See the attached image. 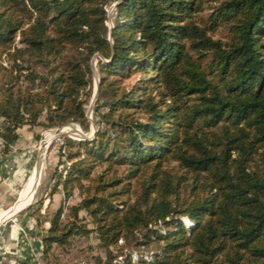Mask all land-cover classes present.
Returning a JSON list of instances; mask_svg holds the SVG:
<instances>
[{
  "label": "trees",
  "instance_id": "16d2710c",
  "mask_svg": "<svg viewBox=\"0 0 264 264\" xmlns=\"http://www.w3.org/2000/svg\"><path fill=\"white\" fill-rule=\"evenodd\" d=\"M95 56V133L25 210L45 263L95 234V264H264V0H0V164L23 127L90 131Z\"/></svg>",
  "mask_w": 264,
  "mask_h": 264
},
{
  "label": "rangeland",
  "instance_id": "374dc122",
  "mask_svg": "<svg viewBox=\"0 0 264 264\" xmlns=\"http://www.w3.org/2000/svg\"><path fill=\"white\" fill-rule=\"evenodd\" d=\"M114 4L110 5L107 11V25L112 27V17L114 13ZM97 58L93 59L92 63L96 66ZM4 63V61H3ZM96 72V69H95ZM97 74L95 76L94 73V81H93V93L91 99L86 107V113L88 119L93 124V107L95 102L93 100L95 93V84L97 81ZM3 119H0V129L3 126ZM73 125L74 128L72 132L76 134V136H69L68 134L61 135H49L51 131H61L64 127H69ZM64 126L62 128L56 129H43L40 127H34L33 129H29L28 127H23L19 136L20 139L18 143L15 145L12 150L11 157H9L8 161L3 164L1 171L3 174H0V213L4 210L11 208L15 202L17 201L19 195L22 192V189L26 186L29 177L34 172L36 165L38 163L39 153L44 142H47L45 147V160H44V170L42 172V177L40 180L39 190L37 192L36 198L27 208L33 206L34 209L38 207V203L43 201V205L48 204V193L52 187L51 174L53 173L57 162H58V147L61 139L63 137H69L72 139L79 140L77 138L80 134L82 135V139H91L93 137V129L90 127V131L85 133L80 129L79 126L75 124H71ZM38 135V139L36 140L35 136ZM52 139V140H51ZM50 142V144H48ZM55 199V198H54ZM57 199V198H56ZM53 204L56 201H53ZM73 203V201H71ZM24 208L23 210L17 212L10 218L3 221L0 225V257L4 256V252L8 251L10 243V236L13 230H16L18 233L23 231L24 226H21L20 223L22 218L29 213H26ZM50 208V207H49ZM53 208V207H52ZM184 223L188 226L189 221L186 218L182 219ZM67 250L65 253L60 254V262L61 264H95V258L106 259L105 253L98 248V243L96 240V235L91 234L86 238L74 239L69 246H66ZM113 255L116 254V248L112 250Z\"/></svg>",
  "mask_w": 264,
  "mask_h": 264
},
{
  "label": "crops",
  "instance_id": "0c3cea01",
  "mask_svg": "<svg viewBox=\"0 0 264 264\" xmlns=\"http://www.w3.org/2000/svg\"><path fill=\"white\" fill-rule=\"evenodd\" d=\"M19 139L20 136L18 138V141ZM18 141L16 142V144L18 143ZM14 147L12 148V150L14 149ZM1 149H2V140L0 139V153H1ZM12 150L9 157H11V154L13 152ZM9 157L6 159L5 162L0 164V174H3L1 168L3 164H5L8 161ZM0 161H1V155H0ZM52 200L56 201V203L53 204L52 202L49 208V212H53L58 208L62 200V194L60 193L58 195H55ZM69 204L72 203L70 202ZM20 221H21L20 225L24 226L25 229H23V231H20V233H18L16 230H13L11 234L13 237L10 236V241L13 242L10 243L9 249H7L8 251L4 252V256L0 257V264H30L31 252L41 254L42 242H41V237L38 236L40 232V228L36 226L35 221L31 217L30 213L24 216ZM48 227L49 224L47 222H44L43 228L47 229Z\"/></svg>",
  "mask_w": 264,
  "mask_h": 264
},
{
  "label": "bare ground",
  "instance_id": "6f19581e",
  "mask_svg": "<svg viewBox=\"0 0 264 264\" xmlns=\"http://www.w3.org/2000/svg\"><path fill=\"white\" fill-rule=\"evenodd\" d=\"M73 128H74L73 125L69 127L67 126L61 129V131H51L48 134L55 135V136L61 135V134H68L69 136L71 135L76 136V134L72 132ZM47 142H44L42 144L36 168L34 169V172L29 177V180L26 186L22 189V192L19 195L17 201L11 208L4 210L3 212L0 213V225H1V222L9 218L11 214L17 213L23 210L24 208H27V206H29L35 200L37 192L39 190L42 172L44 170V160H45L44 154H45V147H46ZM50 142L51 141H49L48 144H50Z\"/></svg>",
  "mask_w": 264,
  "mask_h": 264
},
{
  "label": "built area",
  "instance_id": "2783aa9c",
  "mask_svg": "<svg viewBox=\"0 0 264 264\" xmlns=\"http://www.w3.org/2000/svg\"><path fill=\"white\" fill-rule=\"evenodd\" d=\"M120 244L122 243L121 241L119 242ZM67 250V247H65V251ZM64 255V254H63ZM130 256L132 257V259L135 261L138 259V253L136 252H131ZM122 256H119L114 263L115 264H120L122 262ZM30 264H46L42 255L41 254H37V253H30Z\"/></svg>",
  "mask_w": 264,
  "mask_h": 264
},
{
  "label": "water",
  "instance_id": "95a60500",
  "mask_svg": "<svg viewBox=\"0 0 264 264\" xmlns=\"http://www.w3.org/2000/svg\"><path fill=\"white\" fill-rule=\"evenodd\" d=\"M115 6H116V4H114V8H115ZM96 58H98V56H95V59ZM92 67H93V70H94V73H95V76H96V72H95V65H94V62L92 63ZM97 93H98V78H97V81H96V84H95V93H94V97H93V100H94V102L96 101V99H97ZM72 126V125H71ZM91 127H92V129H93V135H94V133H95V127L91 124ZM56 130H60V129H56ZM77 138H80V139H82L83 137H82V135L80 134ZM14 214H16V213H14ZM14 214H11V216H13ZM10 216V217H11ZM9 217V218H10ZM5 221V220H4Z\"/></svg>",
  "mask_w": 264,
  "mask_h": 264
}]
</instances>
